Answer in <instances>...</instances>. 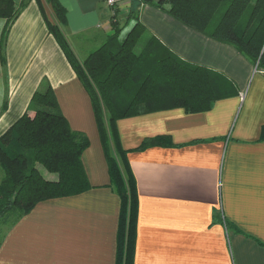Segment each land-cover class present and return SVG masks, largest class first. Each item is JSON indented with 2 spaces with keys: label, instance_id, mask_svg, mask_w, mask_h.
<instances>
[{
  "label": "crops",
  "instance_id": "0c3cea01",
  "mask_svg": "<svg viewBox=\"0 0 264 264\" xmlns=\"http://www.w3.org/2000/svg\"><path fill=\"white\" fill-rule=\"evenodd\" d=\"M58 1L67 11L64 35L80 61L93 50L80 52L78 43L90 44L96 36L107 40L112 16L125 25L132 8L158 42L218 80L221 98L208 111L172 108L117 121L137 183L133 264H264V73L234 46L152 5ZM44 11L53 19L50 6L44 4ZM5 26L0 18V136L31 116L34 93L49 83L70 127L90 140L82 163L91 188L42 201L8 226L0 264H116L120 197L109 186L90 95L37 0L21 10L1 49ZM158 136L170 143L139 148ZM2 175L0 170V181Z\"/></svg>",
  "mask_w": 264,
  "mask_h": 264
},
{
  "label": "trees",
  "instance_id": "16d2710c",
  "mask_svg": "<svg viewBox=\"0 0 264 264\" xmlns=\"http://www.w3.org/2000/svg\"><path fill=\"white\" fill-rule=\"evenodd\" d=\"M29 1L21 0L18 5L15 0H0V18L6 19L1 49L11 24ZM37 1L49 31L90 95L108 164L109 186L120 197L116 264H133L137 183L127 151L121 146L117 121L172 108L189 113L208 111L221 98L218 80L207 68L184 61L158 42L132 8L128 15L132 26L121 32L113 15L114 33L80 61L63 32L66 8L58 0ZM134 1L166 11L187 26L234 46L264 73V0ZM44 4L51 7L54 20L45 16ZM1 57L3 61V52ZM28 112L29 118H20L0 136V225H13L42 201L91 188L82 163L90 140L70 127L49 83L36 90ZM261 137L264 139V127ZM169 143L168 136H158L146 138L139 148ZM41 167L55 178L43 174Z\"/></svg>",
  "mask_w": 264,
  "mask_h": 264
},
{
  "label": "rangeland",
  "instance_id": "374dc122",
  "mask_svg": "<svg viewBox=\"0 0 264 264\" xmlns=\"http://www.w3.org/2000/svg\"><path fill=\"white\" fill-rule=\"evenodd\" d=\"M117 2H118V0H117ZM119 5V4H118ZM137 11H135V13H136ZM134 13V14H135ZM129 15V14H128ZM128 15H127V18H128ZM127 22H129V20L127 19ZM126 22V23H127ZM110 23H112V21L110 22ZM126 23H125V25L123 24V21H120V20H118L117 22H116V24H117V26H118V28L120 29V31L122 32V31H125V30H127L128 28H130L131 26H132V24L131 25H129L128 26V28L126 29ZM116 26V27H117ZM111 32L112 33H114V31H113V26H111ZM124 33V32H123ZM122 33V34H123ZM102 36V35H101ZM100 40H103V41H100ZM96 41V42H95ZM104 41H106V38H104L103 36L102 37H95L94 39H93V41H91L90 42V44H86V43H82L81 41L78 43V46H80L82 49L80 50V52L82 51V52H89L90 50H94L95 48H98L99 46H100V44H102ZM93 42H95V44L93 43ZM101 42V43H100ZM42 168V167H41ZM47 171L46 170H44L43 168H42V173L43 174H46V175H48V176H55V174H48V173H46ZM9 225L8 224H1L0 225V240H1V238H2V235H3V233H4V231H5V229L8 227Z\"/></svg>",
  "mask_w": 264,
  "mask_h": 264
},
{
  "label": "built area",
  "instance_id": "2783aa9c",
  "mask_svg": "<svg viewBox=\"0 0 264 264\" xmlns=\"http://www.w3.org/2000/svg\"><path fill=\"white\" fill-rule=\"evenodd\" d=\"M105 2L110 8H114L117 5V0H105ZM256 69H257V66H256Z\"/></svg>",
  "mask_w": 264,
  "mask_h": 264
}]
</instances>
